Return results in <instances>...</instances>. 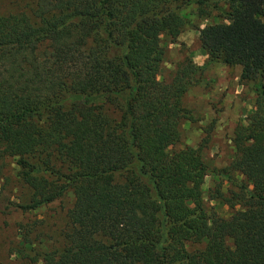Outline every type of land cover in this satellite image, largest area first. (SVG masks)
Instances as JSON below:
<instances>
[{
    "label": "trees",
    "instance_id": "obj_1",
    "mask_svg": "<svg viewBox=\"0 0 264 264\" xmlns=\"http://www.w3.org/2000/svg\"><path fill=\"white\" fill-rule=\"evenodd\" d=\"M27 1L0 3V161L27 189L21 203L0 197V216L69 194L73 205L50 246L22 233L15 252L30 264H264V0ZM192 6L226 22L196 27L208 61L186 58L166 82L164 38L195 27ZM216 64L240 66L256 99L215 174L233 189L206 195L203 145H178L194 115L184 98Z\"/></svg>",
    "mask_w": 264,
    "mask_h": 264
},
{
    "label": "rangeland",
    "instance_id": "obj_2",
    "mask_svg": "<svg viewBox=\"0 0 264 264\" xmlns=\"http://www.w3.org/2000/svg\"><path fill=\"white\" fill-rule=\"evenodd\" d=\"M27 2L0 0L4 12L18 11ZM184 15L195 27H188L176 40L164 38L166 55L160 78L166 82L172 81L179 63L186 58L192 59L196 65H204L208 61L196 27L204 28L207 25L226 22L219 12H210L206 18L200 19L196 14V6L188 8ZM218 65L223 64L214 65L212 70L218 68ZM223 68L224 76L214 72V77H210L208 67L203 75L204 82L192 88L184 98L185 106L192 110L194 115L192 121L182 123L184 140L178 148H196L203 145V156L209 166V175L204 187L206 195H210V190L220 183L222 191L226 194L228 190L233 189L227 180L220 181L215 174L228 167L235 158L236 150L232 142L234 131L238 125L247 122L255 108L256 93L253 84L241 82V67L223 65ZM234 86L237 87L238 93L235 92L231 98ZM226 95L228 97L225 99ZM17 173L18 168L13 160L0 161L1 199L7 198L18 203L27 199V189L19 183ZM72 205L73 196L69 194L28 214L19 211L8 217L0 216V264H30L15 252L22 236L26 235L24 237L34 242L41 238L43 248L50 246V241L59 237L65 227L67 213ZM207 206L217 208L223 217L231 216V210L221 202H213L208 198ZM22 233L24 234L21 236Z\"/></svg>",
    "mask_w": 264,
    "mask_h": 264
},
{
    "label": "crops",
    "instance_id": "obj_3",
    "mask_svg": "<svg viewBox=\"0 0 264 264\" xmlns=\"http://www.w3.org/2000/svg\"><path fill=\"white\" fill-rule=\"evenodd\" d=\"M206 58H208V56L206 57ZM200 66H202V64H200ZM224 66H226V65H224ZM214 68V65H211L210 66V77L211 76H213L214 77V72H217L218 74H219V76H224V75H222L223 74V72H224V68H223V65H218V68H216L215 70H212ZM212 74V75H211ZM222 80V79H221ZM238 93L237 92V87H235L234 86V90H233V92H232V95H231V98H232V96H233V94L234 93ZM225 97V99H226V97H228V95H226V96H224Z\"/></svg>",
    "mask_w": 264,
    "mask_h": 264
}]
</instances>
